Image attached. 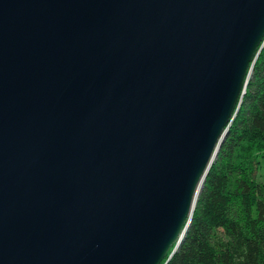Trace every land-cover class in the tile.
Wrapping results in <instances>:
<instances>
[{
  "label": "water",
  "instance_id": "water-1",
  "mask_svg": "<svg viewBox=\"0 0 264 264\" xmlns=\"http://www.w3.org/2000/svg\"><path fill=\"white\" fill-rule=\"evenodd\" d=\"M263 47L264 0H0V264L168 262Z\"/></svg>",
  "mask_w": 264,
  "mask_h": 264
},
{
  "label": "trees",
  "instance_id": "trees-1",
  "mask_svg": "<svg viewBox=\"0 0 264 264\" xmlns=\"http://www.w3.org/2000/svg\"><path fill=\"white\" fill-rule=\"evenodd\" d=\"M262 160L264 47L186 236L162 264H264V183L256 180Z\"/></svg>",
  "mask_w": 264,
  "mask_h": 264
},
{
  "label": "rangeland",
  "instance_id": "rangeland-1",
  "mask_svg": "<svg viewBox=\"0 0 264 264\" xmlns=\"http://www.w3.org/2000/svg\"><path fill=\"white\" fill-rule=\"evenodd\" d=\"M256 180L259 183H264V160L261 161V166L258 169Z\"/></svg>",
  "mask_w": 264,
  "mask_h": 264
}]
</instances>
